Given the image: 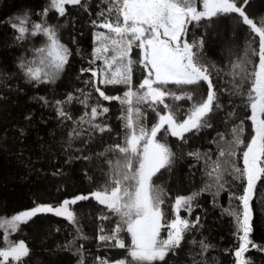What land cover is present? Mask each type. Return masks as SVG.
<instances>
[{
    "label": "snow or ice",
    "instance_id": "snow-or-ice-1",
    "mask_svg": "<svg viewBox=\"0 0 264 264\" xmlns=\"http://www.w3.org/2000/svg\"><path fill=\"white\" fill-rule=\"evenodd\" d=\"M249 0H103L104 7L97 5L96 19L91 24L98 29L94 33L96 46L88 68H81V73L90 72L93 82L91 87L99 93L103 101H119L123 121V144L110 146L108 151L118 153L114 160H106L109 165L107 180L98 189L88 194H79L64 199L59 206L38 204L30 210L13 214L11 218H0V229L15 233L22 224H27L38 214H53L63 217L76 225L77 235L87 239L80 232L77 214L70 208L80 201L94 200L105 206L107 214L98 217L101 221L112 216L118 219L108 234L101 227L97 239L112 242L111 247L127 249V257L110 260L96 257L98 264H156L164 262L169 253L175 254L185 241L186 234L197 228L200 218L189 220L193 211V201L203 192L214 187V196L225 191L229 183L225 177L241 182L242 195L231 194V199L239 205L225 210L234 220V235L238 245L234 251V264H252L245 256L251 249L264 252V246L253 241V201L258 191V184L264 180V19L254 22L246 14ZM66 5H80L88 11V4L82 0H49V8L42 12L46 17L54 9L59 16L66 14ZM238 14L244 25L258 37V50L248 48L244 59L231 64L230 75L233 77L231 93L242 97V103L250 115V138L244 139V121L233 126L229 132H218L215 141L218 145L215 159L208 153L190 151L189 157L204 161L205 175L209 178L204 187L190 195H178L172 204L174 216L166 219L164 211L167 193L156 185L153 178L162 169L170 170L176 153L166 142L167 137L176 138L183 144L188 143L187 134L199 133L212 128L211 116L223 105L220 102V89L214 83L215 65L202 62L201 51L204 46L203 36L189 39L190 26L209 27L213 18ZM204 21L203 25L201 22ZM18 32L17 40L27 36H42L43 42L32 49L34 59H21L18 67L29 82L54 83L69 63L71 51L62 43L58 27L46 20L30 22L29 14L18 15L10 21ZM140 50L139 59H133V49ZM112 53L109 55V53ZM258 56V62L251 57ZM96 61L103 66L91 67ZM140 65L147 74L138 87L133 88V71ZM249 65L251 67H249ZM98 74L103 85H124L123 95H107L95 86ZM217 76L219 72L217 71ZM89 84V81H85ZM206 84V96L201 97L199 86ZM172 85L174 87H169ZM83 99L69 94L65 100L56 101L58 115L62 119L72 117L63 105L71 104L74 99L90 113L85 112L77 122L87 124V129L73 128L70 138L87 135L92 138L94 132L103 133L111 128L103 122H96L104 117L109 108L99 100L89 105L91 93L81 90ZM40 99H44L41 97ZM191 102L187 108L172 105L166 100ZM155 113L156 121L148 126V111ZM177 113L184 118L178 119ZM232 115L231 112L228 113ZM162 134L163 138H158ZM104 156L103 152L98 154ZM90 159V157H84ZM242 159V167L238 165ZM91 179V178H90ZM181 212L186 213L182 216ZM166 235L162 236V232ZM126 232L131 237V244L126 246L121 235ZM6 246L0 247V264H23L30 255V249L23 241H12L7 235L3 238ZM72 242H69V246ZM199 243L201 254L211 247L205 241ZM82 253V246L76 249ZM130 257L131 259H128ZM80 264H83L81 256ZM195 264V262H194Z\"/></svg>",
    "mask_w": 264,
    "mask_h": 264
},
{
    "label": "trees",
    "instance_id": "trees-1",
    "mask_svg": "<svg viewBox=\"0 0 264 264\" xmlns=\"http://www.w3.org/2000/svg\"><path fill=\"white\" fill-rule=\"evenodd\" d=\"M83 3L88 4V11L80 5H66L65 16H59L52 9L44 17L42 12L49 8V0H0V218L10 219L13 214L30 210L38 204L55 206L64 199L98 189L107 180L109 165L105 161L114 160L119 155L108 149L123 144L121 105L119 101L101 100L99 93L91 87V73H81V68H88L93 58L96 46L94 33L107 32L91 24V20L97 18V5H105L103 0H82ZM245 10L259 26V22L264 19V0H249ZM24 13L29 14L30 22L46 20L48 24L56 25L62 43L72 53L68 65L54 83L29 82L18 67L22 58L29 60L32 49L43 40L42 36H27L23 41L17 40L18 32L10 21ZM204 23L201 22L202 25ZM201 36L204 38L202 62L215 65L214 83L222 89L220 102L223 107L211 116L212 128L187 134V144L170 136L166 138L176 158L170 170L162 169L153 178L154 183L167 193L163 206L166 219L174 216L171 206L178 195L196 193L209 180L205 175L204 161L189 157L188 152L208 153L215 159L217 133L229 132L241 120L244 121L245 141L250 138L251 121L245 119L250 115V110L245 109L242 97L232 95L233 77L230 72L232 63L238 58L244 59L246 51L251 54L248 48L250 42L258 50V37L235 13L213 18L211 26L206 28L190 26V40ZM132 58L139 59V49H133ZM251 59L258 62V56H252ZM99 66H103L102 61L91 65L93 68ZM141 67H134V89L147 74L140 70ZM101 78L99 74L95 78L96 87L107 95H123L126 90L124 85L106 86L100 83ZM85 81H89V84ZM81 90L91 93L89 105L99 100L109 108V112L104 117H98L96 122L106 123L111 131L94 132L91 139L87 135L69 137L73 128L80 130L89 127L77 122L86 111L90 113V108L86 109L74 99L71 104L63 105L72 117L66 120L58 115L55 102L65 100L69 94L83 99ZM206 91L207 86L202 83L199 86L201 97L206 96ZM166 102L183 105L184 108L191 103L170 99ZM177 118L182 120L184 116L177 113ZM155 121V113L149 110L148 126L151 127ZM158 138H163L162 134ZM101 152L105 154L103 157L98 155ZM86 156L90 159H84ZM238 165L243 166L242 159H238ZM225 179L229 181L225 191L214 196L216 189L213 187L193 201L192 214L187 218L194 221L199 217L200 223L186 234L185 241L175 254L169 253L167 264H234L238 240L234 235V220L225 210L239 205L238 200L231 199V194L242 195L243 192L239 180L227 176ZM70 208L76 212L80 232L87 239L79 237L76 225L65 218L51 213L38 214L27 224H22L15 233L0 229V247L6 246L3 241L5 235L12 241L23 240L30 249V255L24 259L23 264H80L81 256L83 264H98L96 257L110 260L127 257L126 248H113L110 246L112 242L105 243L97 239L101 227L105 229L103 234H108L118 219L114 216L104 221L98 219L100 215L107 214L105 206L90 199L80 201ZM253 211L254 231L251 238L258 245L264 246V180L258 184ZM181 215L187 214L181 212ZM121 235L126 246L130 245V235L126 232ZM201 240L211 246L202 254L199 243H192ZM69 242H72L70 246ZM81 246L82 253H77L76 249ZM245 256L251 259L252 264H264V252L251 249Z\"/></svg>",
    "mask_w": 264,
    "mask_h": 264
},
{
    "label": "rangeland",
    "instance_id": "rangeland-1",
    "mask_svg": "<svg viewBox=\"0 0 264 264\" xmlns=\"http://www.w3.org/2000/svg\"><path fill=\"white\" fill-rule=\"evenodd\" d=\"M43 39H44V38H43ZM42 42H43V40L40 42L39 46L42 44ZM39 46H36V47H39ZM139 52H140V50H139ZM32 59H34L33 51H32V53H31V55L29 56V60H32ZM164 235H166V231H165V233L162 232V236H164Z\"/></svg>",
    "mask_w": 264,
    "mask_h": 264
},
{
    "label": "water",
    "instance_id": "water-1",
    "mask_svg": "<svg viewBox=\"0 0 264 264\" xmlns=\"http://www.w3.org/2000/svg\"><path fill=\"white\" fill-rule=\"evenodd\" d=\"M59 205H60V204H58V205H55V206H59ZM55 206H54V207H55Z\"/></svg>",
    "mask_w": 264,
    "mask_h": 264
}]
</instances>
